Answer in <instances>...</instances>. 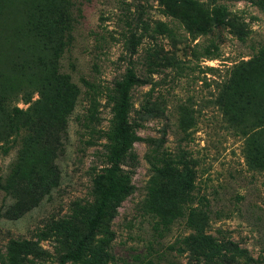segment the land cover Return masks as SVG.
Returning a JSON list of instances; mask_svg holds the SVG:
<instances>
[{
    "label": "rangeland",
    "instance_id": "1",
    "mask_svg": "<svg viewBox=\"0 0 264 264\" xmlns=\"http://www.w3.org/2000/svg\"><path fill=\"white\" fill-rule=\"evenodd\" d=\"M191 1L0 0V264H56L85 233L128 63L129 192L67 264H218L200 234L264 264V9Z\"/></svg>",
    "mask_w": 264,
    "mask_h": 264
},
{
    "label": "trees",
    "instance_id": "2",
    "mask_svg": "<svg viewBox=\"0 0 264 264\" xmlns=\"http://www.w3.org/2000/svg\"><path fill=\"white\" fill-rule=\"evenodd\" d=\"M187 2L190 3L192 1L187 0ZM68 3L69 0H63V4H65V12H68ZM253 3L258 8L260 7L264 9V0H254ZM168 7L176 10V15L184 17L190 23L195 25V28L203 30L202 23L197 18H193L188 12H183L181 9H179L180 6L178 4H169ZM222 10L224 9L219 6L215 10L216 14H219L222 12ZM142 83L143 81L135 76L128 63L122 81L116 85L117 102L114 109V126L112 130V141L114 142V145L111 147L108 154L110 165L108 167L102 168L100 170V174L98 175L100 186L98 190L99 199L94 216L88 221L86 231L77 241L75 247L70 251L60 254L57 258L56 264H67L68 262H75L79 260L82 256L85 244L93 237L98 224L108 215L109 210H111L109 208V202L112 199L118 200L121 198V196L129 192V188L127 187V182L129 179L120 167V160L128 148H130L132 143L137 140V136L131 131L128 125L127 112L129 106V90L132 87ZM186 185L192 187L191 180H188ZM112 211L114 213V210ZM195 238L197 242L194 241ZM191 241L197 243V248L202 256H204V253L212 254L214 251H216L218 256V264H228V262H225L224 259L227 258V245H230V243L217 244V242L211 236L205 234H200L198 236L196 235L192 238L189 237L185 244L187 245ZM230 251L235 258L245 261L250 260L245 249H240L238 246L233 245V249Z\"/></svg>",
    "mask_w": 264,
    "mask_h": 264
}]
</instances>
